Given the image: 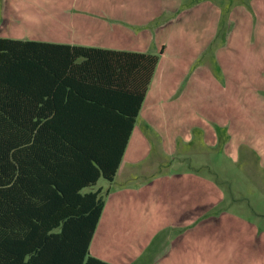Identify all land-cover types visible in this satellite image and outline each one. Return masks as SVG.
I'll use <instances>...</instances> for the list:
<instances>
[{"label": "trees", "instance_id": "trees-1", "mask_svg": "<svg viewBox=\"0 0 264 264\" xmlns=\"http://www.w3.org/2000/svg\"><path fill=\"white\" fill-rule=\"evenodd\" d=\"M159 60L0 37V264H112L90 253L105 196L81 190L114 180Z\"/></svg>", "mask_w": 264, "mask_h": 264}, {"label": "rangeland", "instance_id": "rangeland-1", "mask_svg": "<svg viewBox=\"0 0 264 264\" xmlns=\"http://www.w3.org/2000/svg\"><path fill=\"white\" fill-rule=\"evenodd\" d=\"M204 1L221 12L216 46L229 49L238 38L230 47L233 65L225 75L215 63L218 90L210 99L222 102L214 120L203 116L207 89L191 86L203 58L180 74L172 99L178 106L164 113L162 131L139 120L142 138L133 137L125 160L138 178L114 185L132 190L128 225L136 230L125 242L131 264H264V0H182L185 7ZM221 115L227 120L219 121ZM166 125L177 147H170ZM231 125L241 133L230 132ZM114 198L97 240L103 253L118 259L122 248L107 233Z\"/></svg>", "mask_w": 264, "mask_h": 264}, {"label": "crops", "instance_id": "crops-1", "mask_svg": "<svg viewBox=\"0 0 264 264\" xmlns=\"http://www.w3.org/2000/svg\"><path fill=\"white\" fill-rule=\"evenodd\" d=\"M181 2L182 0H0L1 38L160 55L153 80L114 180L110 182L100 177L96 184L81 190L83 194L101 190V194L105 196V207L90 245V253L112 264H131L133 261L128 259L131 250L125 249V242L136 230L128 225L131 219L127 200L132 190H116L114 185L121 178L126 179H123L121 184H130L138 178L137 168L132 169L125 160L133 137L136 136L139 142L142 138L136 133L139 120L151 121L156 125L161 123L164 113L168 114L175 104V107L178 106V98L175 101L172 99L177 90L178 79H181L180 74L187 71L186 67L191 70V65L200 58L204 59V63L194 71L193 80L196 81L191 86L201 85L203 89H207L208 98L202 102L206 105L203 106V116L208 121L214 120L217 112L215 106L222 102L219 97L210 99L211 93L216 96L218 90L215 63L219 67L218 73L222 70L225 75L229 71V65H233L234 58H231L230 47L236 48L238 38L232 40L233 34L230 32L227 36L228 40H232L229 49L227 45L225 48L216 46L219 35L217 28L221 21L218 6L210 7L209 3L204 1L190 2L188 7H185V3ZM205 10L208 11L205 13ZM191 34L199 37L197 41L189 40L193 38ZM210 47L213 54L208 57L213 60L207 61L205 53L210 51ZM65 95L63 92L57 93L55 104L64 105ZM53 105L52 103L51 106ZM219 119L226 121L227 116L221 115ZM158 126L162 131V126ZM169 126L166 125V134H169L170 147L174 148L178 145L177 137L170 133ZM237 131L241 133V128L231 125L230 132L236 135ZM113 198L112 209L108 210L107 233L115 234V237H111L113 246L122 248L123 254L118 259H112L108 251L103 253L97 240L108 201Z\"/></svg>", "mask_w": 264, "mask_h": 264}]
</instances>
